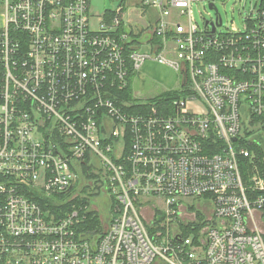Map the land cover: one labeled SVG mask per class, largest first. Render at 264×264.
Listing matches in <instances>:
<instances>
[{
    "label": "built area",
    "instance_id": "obj_1",
    "mask_svg": "<svg viewBox=\"0 0 264 264\" xmlns=\"http://www.w3.org/2000/svg\"><path fill=\"white\" fill-rule=\"evenodd\" d=\"M110 1L0 0V264H264V0ZM146 59L168 104L123 94Z\"/></svg>",
    "mask_w": 264,
    "mask_h": 264
},
{
    "label": "rangeland",
    "instance_id": "obj_2",
    "mask_svg": "<svg viewBox=\"0 0 264 264\" xmlns=\"http://www.w3.org/2000/svg\"><path fill=\"white\" fill-rule=\"evenodd\" d=\"M261 0H215V6L218 13L222 17L223 27L235 25L237 27L242 25L243 17L246 12L252 8L257 7ZM111 6L110 0H93V10L102 12L105 8ZM193 18L197 24L202 27L204 20L214 19L216 16V10L208 7L207 1L195 2L192 6ZM134 21L141 22L140 18H134ZM223 29V28H222ZM141 53L147 52V48L142 47ZM180 74L165 63H160L154 59H146L138 70H136L130 77V90L134 98L139 101H154L158 97L166 95L168 93H174V91L180 88L179 84ZM242 126L244 129H251L248 124ZM253 129V128H252ZM243 134V133H242ZM257 138L262 143L264 149V133L261 131H255L247 137V139ZM66 195L54 196L53 200L58 201ZM50 201V202H56ZM197 204V202H195ZM93 206L100 208L101 213L106 216V212L109 208V196L104 192H101L92 203Z\"/></svg>",
    "mask_w": 264,
    "mask_h": 264
},
{
    "label": "trees",
    "instance_id": "obj_3",
    "mask_svg": "<svg viewBox=\"0 0 264 264\" xmlns=\"http://www.w3.org/2000/svg\"><path fill=\"white\" fill-rule=\"evenodd\" d=\"M123 94H124V96L130 97L131 96V90H130V88H128L126 90V92H124ZM174 96H175L174 93H168L166 95H163V96L158 97L156 99V101L162 102L160 104H168V102L172 98H174ZM262 120L264 122V118H262ZM256 121L257 120H252L251 126H255ZM260 130L264 131V123H263L262 127L260 128ZM255 131H259V128H253L251 130L244 129L243 130V134L246 135V136H248V135L254 133ZM255 146L256 145H253V147H255ZM257 151H260V149L259 150L257 149ZM83 172H84V176H86L87 178H92L94 176V173L91 172V166H88V165L83 166ZM83 190H85V188ZM74 203L75 204H83V203H87V201H86V199H84V200L75 199L74 200ZM52 206H53L54 210H56L55 209L56 208L55 205L53 204ZM68 206L69 205H67V204L60 206V208L58 210H56V212L58 213V216H61L64 212L68 211L69 210V207ZM87 216H88L89 219H92V220H90V222H92V224L98 223V214L95 213L94 211L87 212Z\"/></svg>",
    "mask_w": 264,
    "mask_h": 264
},
{
    "label": "water",
    "instance_id": "obj_4",
    "mask_svg": "<svg viewBox=\"0 0 264 264\" xmlns=\"http://www.w3.org/2000/svg\"><path fill=\"white\" fill-rule=\"evenodd\" d=\"M219 24H220V22H218V25H219ZM213 30H214V28L212 29V31H213ZM70 188H71V187H70ZM70 188H69V189H70Z\"/></svg>",
    "mask_w": 264,
    "mask_h": 264
}]
</instances>
